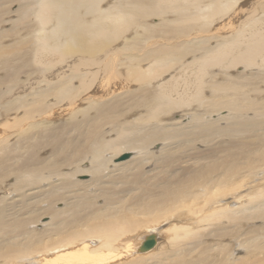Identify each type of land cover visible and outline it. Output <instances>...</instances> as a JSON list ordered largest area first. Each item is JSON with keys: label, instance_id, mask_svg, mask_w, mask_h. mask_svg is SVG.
Wrapping results in <instances>:
<instances>
[{"label": "bare ground", "instance_id": "obj_1", "mask_svg": "<svg viewBox=\"0 0 264 264\" xmlns=\"http://www.w3.org/2000/svg\"><path fill=\"white\" fill-rule=\"evenodd\" d=\"M245 1L0 0L5 8L19 2L12 13L0 11V29L11 24V29H2L0 38V71L10 70L5 74L8 81L0 80V104L11 92L20 89L16 70L21 65L42 75L39 85L45 80L50 87L38 92L37 100L43 111H15L24 105L28 108V101L19 97L5 106L0 105V116L10 118L16 112H24L23 118L14 119H17L15 122L28 120V134L39 126L47 128L28 137V151L32 150L34 159L28 157L18 175L19 178L32 177L33 186L40 183L34 188L35 193L48 192L45 197H38L35 204L44 200L50 203L47 208L40 204L24 210L28 201L20 204L6 200L12 192L21 189V182L16 179L15 184L0 183V264H125L127 258L144 255L141 260L136 258L137 264H150L146 261L156 255L155 250L164 249L161 236L168 232H171V245L158 254L154 264H238L234 259L249 257H234L229 253L231 249L238 253L237 246L232 244L234 240L230 239L233 238L231 231L224 233V237L222 234L223 244L217 246L220 258L214 256L211 260L200 255L193 263L186 258L187 250L183 248L187 239L198 238L199 232L208 226L211 228L214 222L227 221L221 225H235L247 218L250 211H256V217H264V139L256 136L264 130V90H261L264 87V21L254 19L250 26L249 21L238 23ZM174 2L178 4L172 5ZM110 4L125 9L121 20ZM259 5V12L264 13V0H260ZM13 15L18 19H12ZM165 15L173 17L172 22L179 25H163L165 28L160 31L193 36L195 44L191 45L189 40L174 48L154 45L129 60L125 56L127 61L138 62V65H131L123 77L115 75L117 62L127 49L128 38L122 36L127 27L129 34L138 36L142 32L151 41L158 33L157 26L162 25H151L148 21ZM219 17L224 19L223 29L206 26ZM24 21L28 22L24 26L27 30L21 28ZM180 21H186L187 25L181 27ZM232 28L225 35V30ZM204 29L213 32L214 37L202 32ZM23 34L28 35L23 40L25 48L14 50L6 43L1 45L2 41L14 43L9 39L24 38ZM38 37L40 50L34 51ZM120 40L125 50L116 47ZM50 45L53 46L51 51L48 50ZM187 57L194 59L183 67ZM146 62L153 63L149 68L140 67ZM240 67L244 68L243 72L237 70ZM256 68L258 72L254 71ZM125 74L132 82L140 84L137 91L143 95L133 90L116 95L113 88L124 91L128 85ZM172 74L178 75L177 81L174 78L161 82ZM237 74L242 75L244 84L231 81ZM223 75L229 79L221 82ZM49 77L57 81L50 84ZM96 81L100 84L95 85ZM160 82L161 89H158ZM181 83L188 89L183 90L185 95L175 98V87ZM151 84L155 86L150 88ZM191 85L195 86H192L195 94L189 92ZM205 90L212 95L207 96ZM78 91L83 96L100 91L104 96L99 93L95 100L98 104L92 102L88 111H70L71 119L66 126L56 125L55 120L65 114L46 111L47 98L57 97L60 101ZM194 98L198 101L195 110L200 113L189 119L187 125L183 126L181 120L170 122L168 126L161 122L162 118L172 121V115L179 111L189 113ZM222 111L227 115L211 119V115ZM239 113L241 123L236 122ZM9 120L3 129L13 128ZM114 132L117 137L108 139ZM241 133L248 135L249 140L239 141ZM224 136L231 138L224 142ZM11 137L8 133L2 141L15 148L16 145L10 144ZM198 143L205 144L207 149L198 150L195 158L181 152V161L188 166L177 174L173 169L178 161L174 153ZM157 144L163 147L151 150ZM127 151L130 153H125ZM120 154L131 156L121 161ZM86 161L90 167L80 166ZM61 169L70 171L60 172ZM181 173L187 175L179 178ZM84 176L91 178L79 179ZM46 184L49 189L44 190ZM110 185H116L111 193ZM243 189L256 190V195H241ZM73 196L75 200L71 202ZM244 198L247 199L243 204ZM96 199H104V205L97 206ZM53 202L55 205L65 203V208L53 209ZM15 208H18L17 215L11 213ZM36 213L37 219L33 218ZM22 215L25 216L20 219ZM48 215L52 217L46 225L50 228L41 233L29 228L32 222H41ZM196 218L200 219L192 222ZM170 222H173L170 228H163ZM195 222L197 226L193 225ZM147 229L148 233L141 235ZM150 235H156V247L140 251ZM229 239L231 245L225 244ZM245 248L243 245L242 250Z\"/></svg>", "mask_w": 264, "mask_h": 264}, {"label": "rangeland", "instance_id": "obj_2", "mask_svg": "<svg viewBox=\"0 0 264 264\" xmlns=\"http://www.w3.org/2000/svg\"><path fill=\"white\" fill-rule=\"evenodd\" d=\"M241 1H243V0H241ZM174 3L175 4H172V5H177L178 4V2L177 3L174 2ZM259 3H260V0H246L245 3L242 4V10L240 11V13H242V14H239V12L237 10V13L241 16L240 17L237 14L238 18H240L238 20V23H240V22L245 23V22L249 21L247 25L250 26V24L252 23V21H254V19H258L260 21H264V13L262 12V10H260V12H259V8L261 7V5H259ZM110 6L118 12L117 19L121 20V16L125 14V12H124L125 9L120 8V7H118V6L114 5V4H110ZM18 7H19V2L11 3V4L8 5L7 8H5L4 6L0 5V11H2V12L6 11V12H11L12 13ZM206 8H209V7H206ZM230 14H232V13H230ZM256 14H257V16H256ZM228 17L229 16H227L226 18H228ZM232 17L233 16H231V18ZM12 19H18V17L16 15H13ZM172 19L175 20L173 17H169L168 15H165V17H154V18L150 19L152 21H150V20L148 21L149 24L152 23L151 25H157V24L158 25L160 24V26L162 25V27L157 26V28H159L158 31H157L158 35L156 34V37H154V40L152 38L151 41L146 39L148 37V35H145L142 32H141V34H138V36L135 35V34H129V30H128V27H127V29H126L127 31L122 34V36L124 35L125 37L127 36V38H128L127 39L128 41L126 43L127 49L125 50V45L123 44V41L120 40L119 42H121V43H119V44H117L118 42H116V44H117L116 47L118 49H121V48L124 49L125 52H124V56H122L121 60H119L117 62L118 66L114 69L115 75L117 73V76H119V77L122 76L123 77V74L128 72V68L131 65H134V66L138 65V62H134L133 61L131 63L130 61H127V59H126L127 56H128V60H129L131 58V56H136L140 52L142 53L143 51H145L146 49L151 50L154 47V45L161 46L162 48H166V47L167 48H174L176 46L183 45V44L189 42V40H191L190 41L191 45L195 44L196 38H194L193 36H192L193 37L192 38V37H187L184 33H182L181 35H177V34L170 33V32H162V31H160L161 29L165 28V26H163V25H167V24H171V23H172V25H170V26H173V27H177L179 25V23L172 22L173 21ZM219 19H221V21ZM223 20H224L223 18L219 17L217 19V21H216L218 23V25L215 26L216 22L214 21L215 23L211 22V23H208L209 25L206 24V26L207 27L212 26L213 28L217 27V28H220V29L222 28L223 29V25H224ZM135 23H137V22H135ZM180 23H181L180 24L181 27H182V24H183V26L187 25L186 21H180ZM25 24H28V22L27 21L22 22L21 28L27 30L24 27ZM145 24L148 25L147 22ZM2 29H7V30L11 29V24L4 25V28L0 29V38L2 37V33H1ZM263 29H264V27H263ZM263 29H262V32H264ZM194 30H197V29L195 28ZM230 30H233V28L225 30L226 31L225 35H226L227 31L229 32ZM205 31L206 30L204 29L202 32H204V33L208 32L207 33L208 36L211 35L212 37H214L213 34H212L213 32L211 33V31L210 32L209 31L205 32ZM168 33H170V34H168ZM159 34H161V35L159 36ZM23 36H25V37L24 38H16L15 36H13L9 40H14V43H9V42H6V41H2L1 45L6 43L7 45H9L14 50L25 48L26 44L23 43V40H25V38L27 39L28 35L23 34ZM156 38H158V39H156ZM170 38H172L173 40L171 41ZM182 38H183V40H182ZM200 39H202V38H200ZM18 40H20L19 43H17ZM38 43H39V37L37 38V40L35 42L34 51H39L40 50V47H39ZM118 45H119V47H118ZM135 45H138L139 47H135ZM214 45L215 44L213 43V46ZM140 46L143 47L142 50H140ZM52 47L53 46L50 45L48 47V50L51 51ZM145 54H147V53L145 52ZM123 57H125V58H123ZM193 59L194 58H192V57H187L186 60H185V63L183 64V67H186L188 65L187 63H190ZM196 60H198V58ZM33 61H34L35 65H37L35 59H33ZM152 63L153 62H146L144 64H141L140 67L149 68ZM0 67H1V65H0ZM237 70L240 71V72L241 71L243 72L244 68L240 67V68H237ZM256 70L258 72V68L254 69V71H256ZM9 72H10V70H8V69L1 70L0 71V80L3 81L4 78H5V74H7ZM16 73H18L17 77H18L19 81H21V84L19 85L20 89H15V91H17L16 93L11 92L12 95L7 96L6 97L7 99L3 100L0 105L1 106H5V104H7L8 102H12L14 100V98L19 97L20 99H24L25 98L28 101V108H26V105H24V106H22V109H17L15 111H28V113H29V111H43L42 105L39 103V100H37L38 92L40 90H45V91L50 90V87L47 84H45L46 83L45 80H44V84L43 83H41L40 85L38 84V82L42 81V79H43L42 75L40 76V74H38V72H36L35 70L34 71L28 70V68L26 66H24V65H21L16 70ZM128 77L129 76L127 74H125V78H127V84L128 85L125 84V85H127V87L124 89V91H121L119 89L117 90L116 88L114 90V88H113V91H115L116 95H118V94L120 95L123 92L125 93V91H129V90L136 91V92H138L137 94H139V95L142 94L143 95V92H141L140 90L137 91V89H139L141 87L140 84L136 83V82H132L130 77L129 78ZM174 78H175V81H177L178 75L177 74L176 75L172 74L171 76L167 77L164 80V82H163V80L162 81L160 80V81L162 83H167L170 80H173ZM242 78L243 77H242L241 74L240 75L237 74L236 76H234V80H231V81L244 84L245 82L242 81ZM48 79H50L49 83L51 82L52 84L57 81V78H54V77H49ZM223 79L227 80L229 78L226 75H223L221 80H219V81L222 82ZM238 79H240L241 82L238 81ZM6 81H8V78H5V82ZM97 82H99L98 84H100V81H96L95 85L97 84ZM161 82H160V86H159L158 89H161V84H162ZM154 86H155V84H151L149 87L152 88ZM192 86H194V85L190 86L191 89H190L189 92L192 91L191 93L195 94V92H194L195 91V89H194L195 86L194 87H192ZM21 87H23V88H21ZM186 89H188V88L183 83H181L180 86H176L175 87V92H174V97L178 98L180 95L181 96L185 95L183 90H186ZM261 90H264L263 86L261 87ZM205 92H206L207 96H211L212 95L210 92H208L206 90H205ZM79 93L80 92L78 91L73 96L72 95H68L64 99H61L60 101H59V98H57V97H56V99H55V97H54V99L53 98H47L46 102H47L48 106L45 109L46 111H48V112L49 111H61L62 113L65 114V116H63L64 119L62 117L61 119L59 118L60 120H55V124L56 125L61 124L63 126H66L69 123V121H70L69 119H71L70 111H73V112H76V111H88L89 107H92V105H91L92 102H94L93 104H98L99 101H95V100H96L97 96L99 95V93H100V95L102 94V92H100V91L98 93H96L94 91L92 93H85L84 96L81 93L80 94ZM191 93H190V95H191ZM93 94H95V95H93ZM50 96H53V95H50ZM102 96H104V95H101V97ZM144 96H146V95H144ZM203 97H204V94H203ZM103 99H104V97H103ZM6 100H7V102H6ZM35 100L37 102H34ZM193 101L194 102H192V106L190 108L191 111H188L189 113L185 114L186 112L179 111V112L174 113V115H172V117H171L172 121H168V120L165 121L164 118H162L161 122H163L164 124H167V126H168V125H170V122L181 120L180 123H183L184 124V125L182 124L183 126L187 125L188 122H189V119H192L194 115H196L197 113H200L199 111L196 112V110H195L196 107L198 106L197 99L194 98ZM50 104H53V105L50 106ZM137 110L138 111H145L143 109H141V110L136 109V111ZM5 111H11V110H5ZM90 112L92 113V111H90ZM205 113H208V112H205ZM220 113L221 114H216L215 113L214 115H211V119L216 120V118H219L220 116L227 115V112H225V111L224 112L222 111ZM23 114H24V112H20V113L16 112L14 115L11 116L12 118L11 117L9 118V116H6V115L0 116V117L4 118V120L0 119V131H1L0 132V183L1 182H5V183H9V184H15L16 183L15 182L16 179H18L21 182V189L18 192H12L6 199L8 202H12L13 203L15 201H18L20 204H23L24 202L28 201V203L26 204V207H25L24 210H28L31 207H36V205H38L37 207H39L40 204L43 205L42 208L43 207L47 208L50 203L49 204L45 203L46 200H44L42 202H37L36 204H35V202L40 199L38 197H45V195L48 192L45 191L42 194L41 193H35L37 190H35L34 188L39 187L40 183L38 185H36V186H33V182H32L33 178L32 177L19 178V175H18L20 166L28 161V157L34 159V157L32 155V153H33L32 150L28 151V145H29L28 137L34 132H40L41 133V132H44L47 129L44 126H39L40 128H38L36 131L30 132L28 134V128H29L28 120L27 121L15 122L17 119L23 118ZM16 116H17V119H14V117H16ZM183 116H185V117L183 118ZM205 116H209V114H206ZM65 118L66 119L68 118V121L65 120ZM209 118L210 117H206V119H209ZM7 120L10 121L9 125L13 124V128L3 129L5 127L4 124L7 122ZM236 122L237 123H241L242 122V117H241L240 113H239V117L236 120ZM32 123H36V122H32ZM40 130H42V131H40ZM8 133L10 134V136H12L11 139H9L10 144L16 145L15 148L7 146L9 143L2 141L8 136ZM256 136L259 139H264V130L263 131H259L258 133H256ZM116 137H117V133L116 132L112 133V135L109 136V137L107 136L108 139H114ZM230 138L231 137L224 136V137H222V140L224 142H228ZM218 140H216L215 142H217ZM248 140H249L248 135H244V133L240 134V140L239 141H248ZM162 147H163L162 144H157L156 146L151 147V150H154V151L155 150H160ZM183 148H184L183 150L180 149V150H178V152L174 153L175 160H178V161H175L176 164L174 165L173 169H174L175 172H177V174L180 171L185 170L186 167L188 166L187 165L188 163H182V161H181L182 160L181 157L183 155H188V156L190 155V156H192L191 158H193V157L195 158L196 157V153L198 152V150L204 151V150L207 149V146L205 144H201V143L199 144L198 143L196 145H189L188 147H183ZM181 152H183L184 154L181 155ZM125 153H130V151H127ZM125 153H123V154H125ZM130 156H131V154H130ZM119 157H122V154H120ZM180 163H182L183 165L180 166L179 165ZM62 165H64V164H62ZM62 165H60V166H62ZM90 165L91 164L88 161H86L85 163H81L80 164V166H82L83 168L84 167H90ZM184 165H185V167H184ZM152 168L153 167H150V169H152ZM12 169H16V171L13 172ZM69 171H70L69 169H61L60 170V172H69ZM171 173H173L172 170H171ZM183 175H187V173H185V174L181 173L179 178L181 176H183ZM90 178H91L90 176L79 177V179H83L85 181H88V179H90ZM53 182H55L56 184L59 183L57 181V179H53ZM254 183H256V182H254ZM44 186H45V187H43L44 190L49 189L48 184H46ZM115 187H116V185H115ZM115 187L111 186V188H109V189H111L109 193L114 191L113 189H115ZM116 189L120 190L121 188H116ZM241 195H245V196H248V197L249 196H254V195H256V190L243 189V190H241ZM51 197H50V199H51ZM246 199L247 198H244L243 204L246 203ZM70 200H71V202L74 201L75 200V196L71 197ZM96 200H95V203L97 202L96 203V205L98 204L97 206L104 205V202H105L104 199H98L97 201ZM31 202H34V203H31ZM55 208H62L63 209V208H65V203L61 202V203H56V205H55V202H53V209H55ZM44 210H45V208L43 209V211ZM255 212L256 211L248 212V214H247L248 217L244 218L241 221V223H237L236 222L235 225L230 223L229 224L230 226L228 224H227V226H222L221 224H225V223H228V222L227 221L226 222L221 221L222 223H219V221L218 222H214V225L211 228L208 226V227H206V229L202 233L199 232L200 233L199 234L200 237L198 236V238H189V239H187L186 247L185 246L183 247L185 250H187V257L186 258H188L189 261L194 263V259H196V258L198 259V257L200 255L205 256V257L207 256L206 259L208 257H210L211 260L214 258V256L219 257L221 255V251L217 250V246L219 245V243H222L221 242L222 241V234H223V237H224V233L227 234L228 231H231L232 234H233L232 235L233 238H230V239L234 240L232 242V244L235 245V247L237 246L236 250H238V253H236L235 249H231V251L229 249V251H230L229 253H232V256H234V257L236 255L238 257H245L246 255L249 256L248 258H244V259L242 258V259L237 260V261H236V259H234L235 262H237L238 264H264V254H261V252L264 253V217H256V215H257L256 213L257 212L256 213ZM11 213L14 214V215H17L18 214V208H15L13 211H11ZM22 213L25 214V212H22ZM31 214L34 215L33 213H31ZM24 216L22 215L20 217V219L24 218ZM43 216H45V214H43ZM48 216L49 217H44L41 220V222H39V220L36 221V222H32L30 224L29 228L32 231H35V230H37L36 232L40 231L39 233H41L43 229L45 230L47 228H50V227H47L46 225L51 222L52 217L50 215H48ZM33 218L37 219V218H39V215H37V213H36V216L33 217ZM193 218H194V216H193ZM17 219H19V218H17ZM199 219L200 218H196L192 222L198 221ZM171 223H173V222H170L169 224L167 223L165 225V227H163V228H165V229L166 228H170V226H172ZM193 225L197 226L196 222ZM223 227H226V228H223ZM150 229H152V228L150 227ZM211 231H213V233ZM214 231H215V233H214ZM147 233H148V229L147 230H143L141 235H145ZM164 235H163V237L161 236V238H162L161 239V242H162L161 248L162 247L164 248L161 251L165 250L168 247V245H171V241H169V240H171V232H168V234H166L165 237H164ZM250 235H251V237H250ZM219 236H221V237H219ZM38 237H36V238H38ZM256 237H257V239H256ZM230 239L229 240H225V244H228V245L230 244L231 245ZM188 240H190V242H188ZM204 241H206V242H204ZM215 243H216V245H215ZM243 245L246 246V248L244 250H242V246ZM229 248H231V246ZM256 248H257V252L255 253ZM156 251L157 250H155L153 252V254H156V255L152 259H150L149 262L146 261V263L154 264V261L156 260L158 254L161 252V251H158V252H156ZM207 251H208V253H207ZM240 251H242V252L239 253ZM148 256H150V255H148ZM140 257L143 258V257H146V255L133 257V259L135 258L134 261H136V264L138 263L137 259L141 260ZM200 258H201V256H200ZM129 259L130 258L126 259L125 264H134L133 263V259L131 258L130 259L131 261ZM143 261L145 262V260H143Z\"/></svg>", "mask_w": 264, "mask_h": 264}, {"label": "water", "instance_id": "obj_3", "mask_svg": "<svg viewBox=\"0 0 264 264\" xmlns=\"http://www.w3.org/2000/svg\"><path fill=\"white\" fill-rule=\"evenodd\" d=\"M130 157L129 154L124 155L120 160H126ZM157 245V237L156 235H150L145 242L143 243V245L140 248V251H149L152 250L156 247Z\"/></svg>", "mask_w": 264, "mask_h": 264}]
</instances>
